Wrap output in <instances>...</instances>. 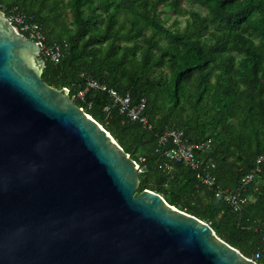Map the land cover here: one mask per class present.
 <instances>
[{"label": "trees", "instance_id": "16d2710c", "mask_svg": "<svg viewBox=\"0 0 264 264\" xmlns=\"http://www.w3.org/2000/svg\"><path fill=\"white\" fill-rule=\"evenodd\" d=\"M0 5L15 6L27 21L39 23L43 44L61 46L57 63L45 58L41 77L49 85L67 87L74 96L92 75L120 95L128 93L131 105L145 99V126L118 106L105 111L111 104L105 91L90 89L84 99H74L144 167L136 192L156 191L209 223L247 257L261 248L264 166L246 190L255 200L240 212L214 192L236 189L264 153V0H0ZM172 128L191 142L209 139L207 150L196 151L205 159L197 169L170 161L172 170H164L172 143L159 138ZM199 173L213 175L214 186L202 183Z\"/></svg>", "mask_w": 264, "mask_h": 264}, {"label": "water", "instance_id": "95a60500", "mask_svg": "<svg viewBox=\"0 0 264 264\" xmlns=\"http://www.w3.org/2000/svg\"><path fill=\"white\" fill-rule=\"evenodd\" d=\"M0 8V264H259L209 223L139 192L138 162Z\"/></svg>", "mask_w": 264, "mask_h": 264}, {"label": "built area", "instance_id": "2783aa9c", "mask_svg": "<svg viewBox=\"0 0 264 264\" xmlns=\"http://www.w3.org/2000/svg\"><path fill=\"white\" fill-rule=\"evenodd\" d=\"M0 8L23 33L40 42L41 52L44 58H47L54 63H57L60 60L62 56L61 46L55 42L51 44L42 43L45 41V35L39 23L27 21L25 13L15 6L7 8L5 6L1 7L0 5ZM90 89L105 91L108 93L111 98V104L104 107L105 111H109L112 106H118L120 112L125 113L129 119L138 120L144 126L147 124L146 117L142 115L145 107L144 98H142L138 103L131 105V98L128 93L120 95L115 89L99 83V81L91 75L86 78L83 87H81L77 91L76 95H74V99H84L86 93ZM169 140L172 143V147L165 151L166 160L163 162L164 170L167 172L172 170V161L183 163L184 165L190 166L194 169H197L205 162V159L201 157L199 152L196 153V151L203 152L207 150L210 145L209 139L199 143L191 142L182 130L172 128L166 130L165 133L160 136L159 143H165ZM138 165V171L141 172L144 167L140 166L139 163ZM210 165L211 167L214 166L213 163H210ZM262 166H264V153L255 158L254 166L241 177L240 184L236 189L229 190L216 187L214 195L216 197H222L234 212H240L245 205L255 200L253 194H248L246 190L247 187L256 180L259 173H261ZM197 177L207 186L212 187L215 184V177L213 175H201L199 173ZM255 189L257 188L255 187ZM262 224L263 227L260 233L261 248L257 249V251L250 256L251 259L257 261L259 264H264V261H261V256L264 254V221Z\"/></svg>", "mask_w": 264, "mask_h": 264}, {"label": "rangeland", "instance_id": "374dc122", "mask_svg": "<svg viewBox=\"0 0 264 264\" xmlns=\"http://www.w3.org/2000/svg\"><path fill=\"white\" fill-rule=\"evenodd\" d=\"M191 7L199 10L200 12H204L203 8L202 7H199L197 5H194V6H191ZM172 19H173L172 17L167 18L165 24L166 25H169L171 23ZM183 19H184V17H180L179 18L180 26L183 25V23H184Z\"/></svg>", "mask_w": 264, "mask_h": 264}]
</instances>
